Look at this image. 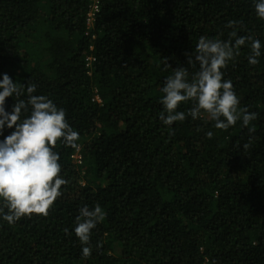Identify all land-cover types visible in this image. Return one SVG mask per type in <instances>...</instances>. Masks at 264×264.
Segmentation results:
<instances>
[{"label": "trees", "instance_id": "obj_1", "mask_svg": "<svg viewBox=\"0 0 264 264\" xmlns=\"http://www.w3.org/2000/svg\"><path fill=\"white\" fill-rule=\"evenodd\" d=\"M98 2L89 27V0H0V73L35 83L80 133L78 149L56 145L69 183L49 215L0 222V264H264V55L250 65L249 41L223 70L258 114L248 127L188 116L170 134L159 118L165 78L199 71L201 36L234 41L235 21L264 45L254 0ZM97 204L84 259L75 218Z\"/></svg>", "mask_w": 264, "mask_h": 264}, {"label": "clouds", "instance_id": "obj_2", "mask_svg": "<svg viewBox=\"0 0 264 264\" xmlns=\"http://www.w3.org/2000/svg\"><path fill=\"white\" fill-rule=\"evenodd\" d=\"M254 4L256 16L264 20V0H254ZM228 26L234 29L230 33L236 37L234 41L201 36L195 58L188 55L187 64L195 67L198 63L199 71L190 76L187 68L178 67L165 78L160 89L164 94L160 101L164 111L159 118L170 134L174 122H183L188 116L193 120L206 116L216 129L224 131L238 121L248 127L257 119L256 112L240 106L233 82L224 78L223 70L249 41L247 60L250 65H257L264 55V45L250 35H238L235 21ZM36 92L37 85L30 80L25 86L7 73H0V137H3L0 139V222L9 226L34 214L49 215L63 195L62 186L69 183L61 174V156L55 150L56 145L59 142L64 147L79 148L80 133L69 124L65 110L48 96L35 95ZM25 94L27 99H20ZM9 97L15 100L11 111L5 107ZM189 102L192 107L187 113L178 111L181 104ZM249 131H254V127ZM78 211L74 232L81 245V257L87 259L93 252L92 230L106 219L107 213L99 204L92 208L85 205Z\"/></svg>", "mask_w": 264, "mask_h": 264}, {"label": "built area", "instance_id": "obj_3", "mask_svg": "<svg viewBox=\"0 0 264 264\" xmlns=\"http://www.w3.org/2000/svg\"><path fill=\"white\" fill-rule=\"evenodd\" d=\"M90 2V10L87 16V23L89 27H92L96 16L99 12V2L98 0H89ZM87 68H92L93 63L95 62V58L94 57H88L87 58ZM96 100L101 103L102 101L100 100L99 97H96ZM74 159L77 162V164H82V155L80 154V150H77V153L74 155Z\"/></svg>", "mask_w": 264, "mask_h": 264}]
</instances>
